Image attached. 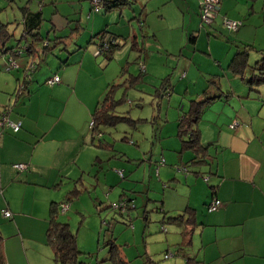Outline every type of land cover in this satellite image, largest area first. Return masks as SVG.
I'll return each mask as SVG.
<instances>
[{"label":"crops","instance_id":"obj_1","mask_svg":"<svg viewBox=\"0 0 264 264\" xmlns=\"http://www.w3.org/2000/svg\"><path fill=\"white\" fill-rule=\"evenodd\" d=\"M114 1L105 0V3L110 5ZM19 11V22L12 20L16 15L7 9L0 14V23L7 24L16 39L26 27H37L42 45L48 42L50 47L42 53L39 45L40 50L33 58L22 51L17 56L19 68L16 69L5 70L6 56L0 63V114L8 109L10 119L22 122L18 132L0 126V264H55L47 237L54 206L59 208L58 221L67 223L76 233L71 222L76 218L73 211L79 212V206L72 202L80 199L84 188L93 187L85 180L89 174L95 172L101 179L105 167L104 159L99 155L101 149L114 150V145L105 140V134L112 128L103 129L105 133L98 136L92 132L90 122L98 103L118 76L116 68L111 66L112 61L116 60L123 68L133 58L138 62L139 56L146 61L145 76L154 78H149L152 89L160 88L158 91L163 98L158 102L160 96H154L157 116H153L156 122L151 134L159 141L164 159V164L160 165L159 158L153 159L150 151L141 180L148 182L146 191L150 201H157L149 191L157 185L153 183L159 181V185H167L160 201L165 215L162 222L169 217L183 216L182 224L174 223L180 228L181 235L176 237L174 234L171 242L182 243L185 241L183 232L190 231L185 243L195 252L194 264H264V110L245 86L234 85L233 81L224 87L215 78L219 75H213V79L202 72L203 63L200 62L207 61L206 56L212 57L229 73V65L238 50L250 46L261 52V48H255L252 34L264 25V16L261 20L264 0H220L215 22L202 29L199 0H129L125 6L105 7L97 14L92 11L89 0H28ZM3 15L6 19H1ZM225 17L242 21L243 25L237 31L228 30L223 26ZM24 20L26 24L22 23ZM86 30L87 44L99 46L101 33L105 31L117 36L121 46L114 50L111 58L104 54L105 60L94 56L86 51V37H83ZM212 37L225 38L228 42L235 40L236 49L234 53L230 52L227 65L214 56L215 52L220 54L217 49L221 44L212 42ZM16 39L7 46L17 45ZM56 48L65 54L56 56L58 62L52 64L53 68L45 76L39 71L34 73L32 85L27 84L19 93L26 60L40 63ZM214 66H209L210 72L214 73ZM182 70H186L185 76L181 75ZM230 73L237 80L241 78L232 70ZM55 74L61 82L46 86L48 78ZM166 78L168 85L173 86V93L179 95L174 98L179 111L172 110L176 117L164 131L165 122L159 123L158 113L170 108L164 102L168 87H161ZM211 80L217 84L211 85ZM206 93L216 99L204 107L197 124L201 144L208 147V151L205 158H196L193 150L184 147L186 137L179 136V124L189 111L191 100H200ZM181 94L183 99L188 98L187 106L182 104ZM229 95L234 111H228L222 104L230 101L225 98ZM116 98H119L118 94ZM128 111L132 119L148 121L142 117L133 118L131 108ZM234 121L238 125L231 128ZM141 127L140 124L136 128L129 126V132L132 134ZM123 139L128 140L127 136ZM121 155L118 159L114 154L121 163H124L123 158L141 160L127 152ZM16 163H25L28 168L18 171L13 167ZM96 164L100 167L97 171ZM124 167L127 171L132 169L130 165ZM154 176L158 180L149 181V177ZM74 190L77 195L71 194ZM123 198L132 199L123 193L118 200ZM214 199H219L223 205L209 212L207 206ZM62 204H68L66 211L61 210ZM5 210L11 212V217L4 215ZM91 212L96 213L95 209ZM110 217L116 222L114 215ZM101 218L103 216L99 214L92 219L100 225ZM145 221L149 223L147 219ZM112 233L110 239L118 244L115 232ZM100 234L101 230L97 231L98 239ZM77 242L81 252L89 249L80 244L79 233ZM109 255L108 251L107 257Z\"/></svg>","mask_w":264,"mask_h":264},{"label":"rangeland","instance_id":"obj_2","mask_svg":"<svg viewBox=\"0 0 264 264\" xmlns=\"http://www.w3.org/2000/svg\"><path fill=\"white\" fill-rule=\"evenodd\" d=\"M27 1L28 0H20V2H14L13 0H0V14L7 9L10 10L9 13H11L13 10L16 15V19L13 15L12 20H17L16 22H19L21 17L19 8L21 7V5L26 4ZM39 4L40 3H38V6ZM29 5L30 4L27 3V6ZM38 6L36 5L37 9L39 8ZM88 13L89 11H87L83 16L84 22H86ZM263 16L264 12L262 13L261 11L262 21ZM1 19H6V16L3 15ZM256 20L257 18L254 21ZM247 24L248 22H246V25ZM13 28H15L14 25ZM85 33V36H83L84 38L86 37L84 44H87L88 31L86 30ZM234 36L236 35H232V37ZM252 37L253 41H255V43H253L255 45V48H261V52H258L256 50H252L250 52L249 64L253 66L258 59L264 58V25H262L258 29L256 28V34L254 35L253 33ZM211 41L215 42L216 45L221 44L217 49L220 54L215 52V54L220 57L216 56L215 54L214 56L216 58H219L224 63V65H227L229 57L231 55L230 52L232 51L234 53L236 49L235 40L228 42L225 38L214 39L212 37ZM86 47L88 48L86 49V51H90L94 56L105 60L102 54L97 55L99 46H96L92 43L87 44ZM58 54L64 55L65 53L64 51L60 50V48H56L51 52H48L45 56V59H42L40 61L39 69L35 70L33 74L37 71H39V74L41 73L43 76L49 73L51 71V68H53L52 64L54 62H58L56 59V56ZM206 58L207 61H200L201 63H203V68H201L202 72L208 73L209 78H213V75L216 74L219 75V77L215 78L221 81L224 87L230 86L233 81L234 85L240 84L242 86H245L248 93L253 95L258 100L257 102L261 104V110H264V84L260 86L256 84L254 86H250L241 78L238 80L233 78L232 74L230 73L231 70L229 69L230 72L228 73L227 70H224L218 64V61L214 62L212 57L206 56ZM3 60L4 57L0 53V63H2ZM29 61L31 60H26L27 65ZM144 62L146 64V61ZM139 63L140 60L139 62H136V59L134 60L133 58L129 65H126L122 68V66L117 65L118 63L116 60H113L111 66L116 68L118 76L112 82L122 84V86L119 88L118 96H120V94H123L124 91H127L126 100H124V102L120 105L121 111H127L131 108L130 115H132L133 118L142 117L146 118L148 121L140 122V126L142 125L141 130H136L132 134L131 132H129V126L126 123H121L115 128L108 129L109 131L107 132L109 133L105 134V140L114 145V150L108 151L107 149H101L100 151L99 155L102 157V159H104L105 163L104 173L102 174L101 179H98V176H95V172L91 173V175L89 174L85 180H87L89 184L93 185V187L89 186L87 187V189L84 188L80 199H75L76 201L74 200V202H72L75 206H79V212H76V210H74L72 214L74 217H76L71 222L72 229L76 233H79L80 244H83L84 246L89 248L88 250L82 252V255L80 257V262L85 264H113L111 260H108L107 255L110 247L106 245L107 240L110 239L111 235H113L112 231L115 232L114 236H116L118 244L121 245L119 253L130 260L131 264H141L143 260L142 258H139V256L144 255L145 253L150 254L152 259H154L157 264H188V259L193 258V255H195V252L191 247H184V249L181 250L180 245H178L179 242H171L172 236L174 234H176V237H178V235H181L180 228L174 223H163L161 221L163 220V217L165 215L162 214L163 210H161L160 201L165 195V189L167 185H159V181L153 183L157 185H155V187L151 188L149 191L151 196H153L157 201H150L148 199L146 191L148 190V182H143V180H141L143 177V170L144 168H146V166H148L146 158H149L151 153L150 151H152L153 153V159L159 158L160 162L162 161V148L159 144V141L155 140L154 134H151L152 131H155L154 126L156 120L153 116H157V114H155L154 112L153 107L156 97L151 96L155 92V89H152L153 84L149 81V78L152 80L154 78L146 75L143 76V79L140 78L142 79L140 81L134 80L131 83V80H127L131 78V74L134 76L140 75L141 66ZM206 64H210L209 66L212 67L213 64H215L214 68L212 69L214 70V73L210 72L211 70L209 69V66H206ZM119 67L121 68L119 69ZM185 71L186 70H182L181 75L184 76ZM33 74L32 80L29 82L31 85L33 81ZM124 82H126L125 85H123ZM48 85L49 84L47 83L46 86ZM251 87H253L256 91L252 90ZM184 88L182 89V91L184 90ZM175 95L177 94L171 92V94H167L165 96L164 102L166 103V106L170 108L169 110H160L158 113L159 123H166H164L163 126L164 131H167L169 129L171 123L170 121L173 120L174 117H176L175 112L178 113L179 111V104L177 105L176 99H174L176 98ZM177 96L179 97V95ZM182 96L183 94H181L180 96V99H182L183 101L182 104L187 106L189 100L187 97L183 99ZM225 98H227L228 100L232 97H230L229 95ZM162 99L163 98H161L160 96L158 102H161ZM178 100L179 99H177V101ZM129 101H132V103H129ZM229 102H231V99L230 101L222 102V104H224V107L227 108L228 111H234L235 106H232V103ZM250 106L254 105L250 104ZM172 110L176 111L174 112ZM125 136H127L128 140L123 139ZM124 152H127L129 156L135 159H141L143 162L141 163V160L127 161V159L123 158L122 160L124 163H121L120 161L115 159L114 154L117 155L116 158L121 159V153ZM120 163V166H115L119 165ZM125 165H130L132 169L130 171H127L126 167H124ZM99 169V165L96 164L95 170L97 171ZM117 171H123L125 174L124 178L120 176ZM130 172L133 173V178ZM108 173L109 175L108 177H106L105 174ZM113 173L115 174V177L113 176ZM155 180H158V177H149V181L155 182ZM108 184L111 186H107ZM94 185L96 186L94 187ZM112 186H114L113 188L116 190L111 189ZM79 188H81V184H79ZM112 190L114 191L112 192ZM123 193H126L128 196L132 197L135 207L130 208L123 215H120V211L114 210L113 205L120 202L121 199H118L120 198V195H123ZM167 194L169 195V193ZM97 196H100L99 198L102 202L97 198ZM100 208L101 211L98 212ZM91 209H95L96 213L93 214L91 212ZM143 209L146 210V213ZM113 212H115L116 214ZM99 214H102L103 218L99 219L100 225H96V221L94 222L92 218L93 216H96L97 218ZM62 215L63 214H61V216ZM109 215H114V219L116 220V222H113L111 220V217L109 218ZM129 215H131L132 217L129 218ZM106 219H108L109 221ZM145 219L149 221L148 224H146ZM97 228L101 230L99 239L97 236V231L99 230ZM166 254H168V257H166Z\"/></svg>","mask_w":264,"mask_h":264},{"label":"trees","instance_id":"obj_3","mask_svg":"<svg viewBox=\"0 0 264 264\" xmlns=\"http://www.w3.org/2000/svg\"><path fill=\"white\" fill-rule=\"evenodd\" d=\"M127 3H129V0H116L109 5L105 3V0H102V9L105 7H108V9L119 8L125 6ZM22 23L26 24L25 20L22 21ZM140 23L142 25V22ZM212 24H204L201 19L200 28L202 29V28L210 27ZM37 30H38L37 27L36 28L26 27L23 33L21 34V36L16 39L15 34L9 32V30L7 29V24L0 23V53L3 56H6L7 59L13 57L15 60L18 58L17 56L21 55L20 52L22 51L32 58L33 55H35V53H37V51L40 49L42 53H45L47 49H49L50 45L49 43L47 46L42 45L43 40ZM101 34H102L101 35L102 42L105 40V38H109L110 46L106 51H103L98 55L104 54L107 56V58H111L114 50L121 46L118 42V37L105 31H103ZM192 38H196V36H192ZM12 39H16L17 45L8 47L7 45ZM39 45H41L40 49H38ZM101 45L102 43L99 45V47ZM252 49L253 48H251L250 46H246L245 48L238 50L235 53V56L232 59L229 67L234 73L240 75V77L250 86H254L255 84L260 86L264 84V58L263 59L260 58L258 61H256V63L253 66L250 65L248 62V57ZM138 59L140 60L139 64L141 66V72L140 75L138 76H134L131 74V78L127 79V80H131V83L134 80L140 81L143 79V76H145V72H146V64L144 62L145 59L142 57L140 58V56ZM33 61L36 63L35 70H37L39 62L35 60ZM50 78H48V80ZM48 80L46 81V83L48 82ZM25 83L27 85L29 82H25ZM125 84L126 82L123 83V85ZM210 84L214 85L217 83L211 80ZM164 85L168 87V90H166L165 94H171V90L173 92V86L168 85V78H166L162 82L161 87H164ZM121 86L122 84L111 83L109 85L106 95L98 103L92 119L94 120V125L91 129L94 134L101 136L103 135V133H105L104 132L105 128H115L121 123H126L128 126L136 128L137 125H139L140 122L142 121V120H134L130 116H128L129 115L128 110L126 112H120V110L118 109L120 108V105L124 102V100H126V96H127L126 95L127 91H124L123 94H120V96H118L119 98H116V95L118 94L119 88ZM159 89L160 88L157 87V89L151 96H155L157 94L160 96L161 92L158 91ZM251 89L255 90L253 87H251ZM214 99L216 98L211 97L210 94L206 93L205 97L200 100H196V99L191 100V104H190L191 107L189 111L183 115L181 122L179 124V136L182 138L186 137V140H183L184 147L193 150L196 154V158L199 157L205 158L207 156L208 147H205L201 144V138H200L201 135L197 124L201 119V115L203 113L204 107L208 103L212 102ZM183 169L184 171H187L186 167H184ZM124 176L125 174L123 172V178ZM71 194L77 195V190H74ZM122 200H127L129 203L133 201V199H121L120 201ZM130 208L131 206L129 205L127 210H129ZM127 210L125 212H127ZM125 212L120 211V214H124ZM58 214H59V208L54 206L47 232L48 244L51 246L53 250L55 264H85L80 262V257L82 255V252L79 250L76 233H74L71 230L70 226L67 223H61L58 221ZM183 222H184L183 216L169 217L168 219H166V222L165 220L163 221V223H181V224ZM189 235H190V231L183 232V237L185 241L178 244L180 245L181 250H183L184 247L188 245L185 242L187 240L186 237ZM187 242L190 243L189 240ZM106 245L110 247L109 249L110 255L108 257V260H111L113 264H131V261L126 260V258L119 253L120 246L116 244L112 239H108ZM167 255L168 254H166V256ZM139 257L142 258L143 260L141 264H157V262L154 259H152L150 254L145 253L144 255H140ZM188 264H194V258H189Z\"/></svg>","mask_w":264,"mask_h":264},{"label":"built area","instance_id":"obj_4","mask_svg":"<svg viewBox=\"0 0 264 264\" xmlns=\"http://www.w3.org/2000/svg\"><path fill=\"white\" fill-rule=\"evenodd\" d=\"M91 5H92V11L95 13H99L102 10V0H89ZM200 1V16L202 19V22L204 24H212L218 14V4L220 2V0H199ZM242 25V21L239 20H233L230 18L225 17L223 20V26L226 27L229 30H233V31H237L239 29V27ZM48 42H46L43 46H47ZM110 46V40L109 38H105V40L102 42V45L99 47L98 51H97V55L100 54L103 51H106ZM22 52H20L21 54ZM19 68V64L17 63V61L11 57L9 59H7L6 64H5V70H12V69H16ZM36 69V63L32 60L29 61L27 67H26V72H25V76H24V80L21 83V86L19 88V93H22L25 88H26V83L25 82H30L32 80V74ZM61 82V79L58 75H54L52 78H50L48 80V84L50 86L54 85V84H58ZM94 125V120H91L90 122V128H92ZM238 125V122H233L231 124V128H236ZM0 126L2 128H10L12 129V131L14 132H18L20 131L21 127H22V122L18 121L15 122L12 119H10L9 117V110L6 109L5 111H3L0 114ZM164 163V159H162L160 164ZM13 167L15 169H17L18 171H24L28 168V165L25 163H16L13 165ZM186 170V169H185ZM119 175L123 177V172L122 171H118ZM156 174L158 175V170H156ZM129 205L132 207H134V203L133 201L131 203H129L127 200H122L118 203H115L113 205V208L116 210H120L122 212H125L127 210V208L129 207ZM222 202L219 199H214L208 206L207 209L209 212L212 211H216L219 208L222 207ZM68 208V204H62L61 205V210L62 211H66V209ZM4 215L6 217H11V212L9 210H5L4 211ZM168 257V255L166 256Z\"/></svg>","mask_w":264,"mask_h":264}]
</instances>
